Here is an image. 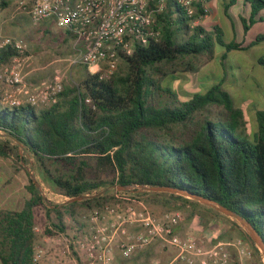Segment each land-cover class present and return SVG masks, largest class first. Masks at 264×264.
Here are the masks:
<instances>
[{
  "label": "trees",
  "instance_id": "1",
  "mask_svg": "<svg viewBox=\"0 0 264 264\" xmlns=\"http://www.w3.org/2000/svg\"><path fill=\"white\" fill-rule=\"evenodd\" d=\"M166 1L155 20L161 30L157 40L149 39L129 56L119 54L128 67L124 77L102 80L86 71L78 85L64 86L49 108L0 106V158H19L21 145L35 159L43 182L68 199L47 208L57 218L48 235L66 231L64 214L113 201L115 187L144 185L181 189L215 202L250 223L264 242V110L255 115L254 141L240 139L235 131L245 133L243 112L221 84L183 90L177 76L195 72L189 61L212 58L216 45L225 52L249 46L225 43L217 27L207 32L192 26L205 16L201 10L188 17L173 0ZM245 2L251 7L250 19L243 20L247 31L264 0ZM8 5L0 0V10ZM261 41L264 34L253 44ZM16 55L11 46L1 47L0 67ZM212 107L222 112L212 115ZM23 163L20 159L19 167ZM25 190L30 197L19 211H0L1 264H32L33 210L44 202L30 177ZM119 192L148 197L174 211L189 208L191 218L213 228L228 224L261 258L236 222L196 200L165 192ZM78 197L83 199L69 202Z\"/></svg>",
  "mask_w": 264,
  "mask_h": 264
},
{
  "label": "built area",
  "instance_id": "2",
  "mask_svg": "<svg viewBox=\"0 0 264 264\" xmlns=\"http://www.w3.org/2000/svg\"><path fill=\"white\" fill-rule=\"evenodd\" d=\"M208 0H173L188 17L201 10L207 14ZM23 8L33 25L52 20L69 35L82 51L74 64L86 67L89 74L108 80L116 70L119 54L131 55L137 46L157 40L161 30L156 17L166 8V0H8ZM194 21L192 26H196ZM11 46L17 53L0 79L8 90L3 101L9 108L32 106L49 108L57 103L64 89L58 77L40 83L25 99L14 96L25 86L24 62L28 58L22 41L5 37L0 48ZM102 66L105 70L101 73ZM88 102V100H87ZM111 203L93 208L83 217L84 228L72 233L48 235L33 226L42 245L33 244L32 264H115V251L122 260H130L150 245L160 244L174 250L164 263L153 258L143 264H248L252 249L242 238L222 241L215 230L197 236L194 230L179 234L184 220L180 211L154 214L138 197L115 193ZM232 252L234 257H232Z\"/></svg>",
  "mask_w": 264,
  "mask_h": 264
},
{
  "label": "rangeland",
  "instance_id": "3",
  "mask_svg": "<svg viewBox=\"0 0 264 264\" xmlns=\"http://www.w3.org/2000/svg\"><path fill=\"white\" fill-rule=\"evenodd\" d=\"M11 9L12 7L8 6L5 9V12L9 14ZM218 13L220 21L228 22L223 15L221 5H219ZM230 20H232L231 17ZM232 23L233 27H229L228 36H226L227 31L225 26H222L223 33L226 37L225 39L229 42L234 39L236 41L242 37V32L238 29L233 20ZM13 30L17 37L16 39H19L25 45L27 50L26 55L31 56L30 60L32 62L40 61V66L43 68L42 72L48 73V78L52 79L58 77L60 81L64 83L63 85L67 87L78 85V83L84 78L85 74L81 65L74 64V60L77 56L74 53L64 54V51L70 42L66 43V41H64L65 38L61 35L62 30L58 29L52 20H43L40 23L33 25L28 17L21 15L18 19V24H14ZM249 37V35L246 36V39H249ZM214 53L218 56L217 61L219 62L221 61L220 56L225 52L222 47L215 46ZM260 56L264 59V42L252 46L248 51L227 52L223 65L225 79L218 77L211 81L212 84L220 83L221 88L231 96L234 107L240 109L244 113L243 130L245 133L242 134L240 130H236L235 134L240 139L243 138L249 142L254 141V135L257 130L256 120L255 117L251 115V112L256 109L264 108V75H261L262 73L264 74V65L254 63L255 59ZM189 62L196 68L195 72H177L180 86H182L183 89L187 87L195 88L199 82L206 83L207 81H204L203 79L207 78V73L212 69L216 71L218 67L217 62L213 61V57L208 58L206 56H200L198 59ZM104 70L105 66H102L101 73H103ZM127 73L128 67L125 61L123 58H119L116 70L110 79L115 80L119 77H124ZM253 73H255L257 77H251ZM256 78H259L260 85L257 83ZM208 112L212 115L218 116L222 112V109L212 107L209 108ZM215 116H209L208 119L212 121L219 120ZM220 119L221 121H224V118ZM17 152L20 156L19 158H0V173L4 178L5 189L11 188L10 195H5V210L19 211L22 208L24 201L30 197L29 193L25 190V186L28 185V177H30L36 184L44 202V205H39L33 210L34 226L36 225L46 232V229L52 228V224L57 223L56 215L54 213H48L47 208H50L53 205H61L68 199L43 182L40 169L35 159L28 155L21 145L17 146ZM20 159L25 162L23 163V168L19 167ZM3 178H0V181L3 180ZM7 191L8 190L5 192L7 193ZM140 199L156 215H160L166 211H172V208H164L160 204L151 203L148 197H141ZM111 202L112 201L108 203ZM90 210L91 209L77 208L73 211L72 216L64 214L62 219L66 227L65 232L72 233L75 228L83 229V217ZM177 210H179L184 216V220L179 227L180 235H184L192 229H199L203 233L207 230L215 229V231H217L220 229L218 226L213 228L211 225H207L206 222L199 223V219L194 221V217L191 218L189 215V208ZM38 237L39 236H35L34 244L42 245V242ZM235 238H241V235L234 230L223 240L232 241ZM260 255V259L252 255L251 258L247 260V263L264 264V257L261 253ZM173 256L174 250L159 245L158 252L154 253L150 259L158 258L161 261L166 260L168 262ZM232 257H234L233 252ZM130 262L131 261L126 262V264H141ZM231 264L234 263L232 262Z\"/></svg>",
  "mask_w": 264,
  "mask_h": 264
},
{
  "label": "crops",
  "instance_id": "4",
  "mask_svg": "<svg viewBox=\"0 0 264 264\" xmlns=\"http://www.w3.org/2000/svg\"><path fill=\"white\" fill-rule=\"evenodd\" d=\"M219 5H221V7L223 9V15L226 17L228 22L227 21H224V22L220 21L219 13H218ZM8 6L12 7L9 14L7 12H5V9L7 7L3 10H0V41L5 37L17 38L15 36L13 26H14V24H18V19H19V17H21V15H24L27 17L23 8H21L20 5L13 3V2H9ZM206 7H207L208 12H207V14H205V16H203L201 19L196 21L197 25L202 26L203 29L207 32H212L214 27L219 28L222 39L225 43L235 42V43L240 44L242 46H249L245 50H231V51H248L252 46L257 45L261 42H264V41H261L259 43L253 44L255 42L257 36L264 34V9L259 11V13L256 16L255 21L252 24H248V29H247V31H245L244 25H243V20L248 21L251 17V7L247 2H245V0H208L206 3ZM230 17L235 22L238 29L242 32V37H240L236 41L234 39L231 42H229V41H227V39H225L226 37H225V34L223 33V30H222V26H225L226 31H227L226 36L229 35V27L230 28L233 27L232 26L233 23H232V20H230ZM61 35L65 38L64 41H66V43L70 42V44H68L66 50L64 51V54L74 53L76 56H78V54H80V52L83 49L82 46H79V45L75 46L72 38L69 35H67L66 33H64L63 31H62ZM248 35L250 37H249V39H246V36H248ZM223 50L225 52V49H223ZM31 51L33 52L32 49H31ZM226 53L227 52H225L223 54L225 56V58H226ZM222 56H220V59ZM217 57L218 56H216L214 53L213 54V61L214 62L216 61L217 66H218L216 71H214L213 69L210 70V72L207 73V78L203 79L204 81L206 80L208 83L207 82L206 83L199 82V84L195 88H197V87L202 88L203 86L207 87V86L213 85L211 83V81L215 78H218V77H222L223 79H225L224 66H223L225 58L223 60L221 59V61L218 62ZM262 58H263L262 56L257 57L255 59L254 63L261 65L259 63V60H261ZM30 59H31V56H28V58L24 62V66H23V72L22 73L24 76L25 86H23L22 90L19 92H15L14 89L10 88L11 93L20 99H25L29 95L31 90L34 89V87L38 86L40 83H42L44 81H48L51 79V78H48V75H49L48 73L42 72L43 68L40 66V63H39L40 61L32 62ZM11 61H12V59L6 65H3L0 67V76H1V74L5 73L7 71V69H8L7 67L11 63ZM49 65H50V63H49ZM78 65H80V64H78ZM81 67L83 68V71L85 74L87 71L86 67L83 65H81ZM52 71H53V69H52ZM261 75H264V74L262 73ZM209 76H210V78H209ZM255 76H256L255 73H253V75L251 77H255ZM256 81L260 85L259 78H256ZM190 88H192V87H190ZM8 89L9 88H7L6 85L0 79V106L2 108L8 107V105L3 101V95H4L5 91ZM183 90H186V88ZM260 110H264V108L254 110L253 112H251V115H253V117H255L256 112L260 111ZM0 178H3L1 173H0ZM6 190H8L7 193L5 192ZM10 193H11V188L5 189L4 178H3V180L0 181V211L5 210V208H6L5 207V195H10ZM193 220L197 221V217L195 216ZM197 224H198V222H197ZM193 230L197 236H201L203 233L199 229H193ZM234 230L237 231L236 229L231 228V226H229L228 224H226V225L223 224L221 226V228L218 230L219 239L222 241H226L223 239L227 238L229 236L230 232L234 231ZM159 245L160 244H153V245L148 246L144 250H141V251L137 252L136 254H134L130 258V260H122L120 258V256L118 255V252L115 251V255H114L115 264H126V262H129V261H131L132 263L143 264V263L147 262L148 259L151 260L150 257L152 258L154 253L158 252V246ZM156 259H158V258H156ZM165 261H162V262L166 263L167 261L166 262Z\"/></svg>",
  "mask_w": 264,
  "mask_h": 264
},
{
  "label": "water",
  "instance_id": "5",
  "mask_svg": "<svg viewBox=\"0 0 264 264\" xmlns=\"http://www.w3.org/2000/svg\"><path fill=\"white\" fill-rule=\"evenodd\" d=\"M115 190L117 192L119 191H132L136 190L137 192H165V193H171L175 195H179L185 198L193 199L199 202L200 204H203L207 207H210L217 211L218 213L222 214L223 216L229 218L230 220L236 222L243 230L244 232L249 236L250 240L253 242V244L258 248L259 252L264 257V242L257 233V231L254 229V227L248 223L246 220L241 218L240 216L236 215L232 211L226 209L225 207L212 202L206 198H203L198 195L191 194L187 191L181 190V189H175L171 187H155V186H144V185H128L125 187H115ZM83 197H78L69 200V202L79 201L82 200Z\"/></svg>",
  "mask_w": 264,
  "mask_h": 264
}]
</instances>
